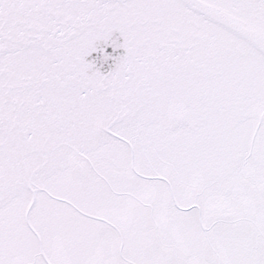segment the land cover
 Masks as SVG:
<instances>
[{
  "label": "snow or ice",
  "instance_id": "6c2138e0",
  "mask_svg": "<svg viewBox=\"0 0 264 264\" xmlns=\"http://www.w3.org/2000/svg\"><path fill=\"white\" fill-rule=\"evenodd\" d=\"M0 264H264V0H0Z\"/></svg>",
  "mask_w": 264,
  "mask_h": 264
}]
</instances>
